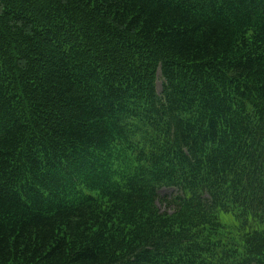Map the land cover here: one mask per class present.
<instances>
[{
	"label": "trees",
	"instance_id": "obj_1",
	"mask_svg": "<svg viewBox=\"0 0 264 264\" xmlns=\"http://www.w3.org/2000/svg\"><path fill=\"white\" fill-rule=\"evenodd\" d=\"M0 264H264V0H0Z\"/></svg>",
	"mask_w": 264,
	"mask_h": 264
},
{
	"label": "rangeland",
	"instance_id": "obj_2",
	"mask_svg": "<svg viewBox=\"0 0 264 264\" xmlns=\"http://www.w3.org/2000/svg\"><path fill=\"white\" fill-rule=\"evenodd\" d=\"M158 87H160V83L157 84ZM158 194L160 197H167L170 198L172 195H174V191L172 189L168 188H162L161 190L158 191ZM160 210L163 211L164 207H159ZM221 221L224 222L228 227H233L234 221L233 218L229 215H222L221 216Z\"/></svg>",
	"mask_w": 264,
	"mask_h": 264
}]
</instances>
